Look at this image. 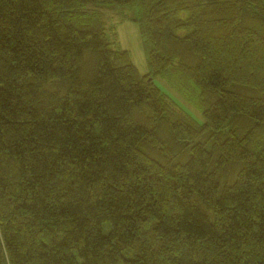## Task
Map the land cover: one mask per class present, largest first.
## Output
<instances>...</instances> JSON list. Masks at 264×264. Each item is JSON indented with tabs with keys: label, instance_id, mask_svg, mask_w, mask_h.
<instances>
[{
	"label": "trees",
	"instance_id": "16d2710c",
	"mask_svg": "<svg viewBox=\"0 0 264 264\" xmlns=\"http://www.w3.org/2000/svg\"><path fill=\"white\" fill-rule=\"evenodd\" d=\"M0 264H264V0H0Z\"/></svg>",
	"mask_w": 264,
	"mask_h": 264
},
{
	"label": "rangeland",
	"instance_id": "374dc122",
	"mask_svg": "<svg viewBox=\"0 0 264 264\" xmlns=\"http://www.w3.org/2000/svg\"><path fill=\"white\" fill-rule=\"evenodd\" d=\"M121 10L122 9H118L116 12H123ZM123 10L124 14L122 15L105 10V15H107V27L112 31V40L116 47L130 51L133 63L139 69L141 74H145L148 72L149 68L147 64V55L142 46L139 27L137 23H134L129 19V16H132L136 10L134 11L133 8H126ZM155 82L157 86L167 94L169 101L172 102V100H174V105L178 110L180 109L181 112L191 116L199 123L204 122L202 111L196 103L197 99L186 98L179 93L172 85L173 83L169 80V77H157ZM106 224L104 230L105 232H109L110 225L109 223Z\"/></svg>",
	"mask_w": 264,
	"mask_h": 264
}]
</instances>
